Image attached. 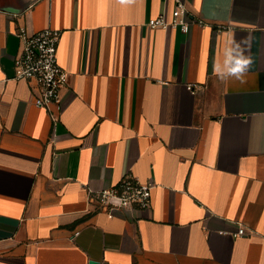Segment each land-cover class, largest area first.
<instances>
[{
	"label": "crops",
	"instance_id": "1",
	"mask_svg": "<svg viewBox=\"0 0 264 264\" xmlns=\"http://www.w3.org/2000/svg\"><path fill=\"white\" fill-rule=\"evenodd\" d=\"M184 1L186 34L147 24L175 0H0V264H264V0ZM21 26L62 32L57 122L13 79ZM229 36L243 82L213 70ZM127 174L151 206L94 211Z\"/></svg>",
	"mask_w": 264,
	"mask_h": 264
},
{
	"label": "built area",
	"instance_id": "2",
	"mask_svg": "<svg viewBox=\"0 0 264 264\" xmlns=\"http://www.w3.org/2000/svg\"><path fill=\"white\" fill-rule=\"evenodd\" d=\"M199 23H202L199 21ZM150 28L179 29L188 33L191 21L184 0H175L171 17L162 13L149 19ZM20 51L14 59L15 80H26L35 83L39 92L33 102L36 106L46 108L54 122H57L64 109L62 89L67 86L69 73L59 63L58 45L62 32L55 28H44L35 33H29L21 26L18 29ZM199 86L191 83L188 89L193 93ZM155 183L143 181L127 174L111 187L99 190H89L88 203L94 211H103L108 218L125 216L130 211H144L151 206L152 191ZM245 234L241 227L234 235Z\"/></svg>",
	"mask_w": 264,
	"mask_h": 264
},
{
	"label": "clouds",
	"instance_id": "3",
	"mask_svg": "<svg viewBox=\"0 0 264 264\" xmlns=\"http://www.w3.org/2000/svg\"><path fill=\"white\" fill-rule=\"evenodd\" d=\"M242 43L235 41L231 36L225 41L222 55L215 61L213 66L215 74L222 81L235 78L243 82V77L252 60L245 55L244 49L241 47Z\"/></svg>",
	"mask_w": 264,
	"mask_h": 264
},
{
	"label": "water",
	"instance_id": "4",
	"mask_svg": "<svg viewBox=\"0 0 264 264\" xmlns=\"http://www.w3.org/2000/svg\"><path fill=\"white\" fill-rule=\"evenodd\" d=\"M90 264H97V262H95V261H90Z\"/></svg>",
	"mask_w": 264,
	"mask_h": 264
}]
</instances>
